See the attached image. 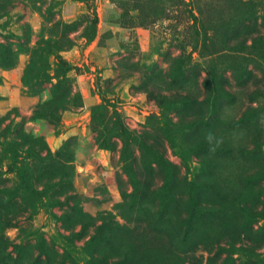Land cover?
<instances>
[{"label": "rangeland", "instance_id": "rangeland-1", "mask_svg": "<svg viewBox=\"0 0 264 264\" xmlns=\"http://www.w3.org/2000/svg\"><path fill=\"white\" fill-rule=\"evenodd\" d=\"M0 41V264H264V0H0Z\"/></svg>", "mask_w": 264, "mask_h": 264}, {"label": "trees", "instance_id": "trees-1", "mask_svg": "<svg viewBox=\"0 0 264 264\" xmlns=\"http://www.w3.org/2000/svg\"><path fill=\"white\" fill-rule=\"evenodd\" d=\"M97 19V16L95 17V20ZM97 21V20H96ZM60 23V20L58 21ZM85 34V33H84ZM83 34V35H84ZM86 36V34H85ZM94 36L93 35H90L88 38L91 39L92 37ZM73 43V41L70 42V45ZM0 45L1 46H4L5 47V54H9L7 56V59H3L4 61H7L5 63H3L4 65H12L14 64V60H15V55H16V52L15 50L13 49V46L12 45H9L5 42H1L0 41ZM66 47L65 43H61V41L58 39V38H46L43 40V42L41 44H39L34 50H33V55H37L39 56L40 59L44 58L45 55H47L48 53H52V54H56L57 50H61V49H64ZM58 51V52H59ZM58 58H59V61L61 63H63V65L65 66L64 62L66 63V60L61 56V55H58ZM67 64V63H66ZM33 67L31 68V70L34 71V62H32ZM25 82L28 84L29 80H28V75L25 76L24 78ZM97 109H104L105 108V104L104 103H101L99 104L97 107ZM34 147L33 149L37 150V147H35V145H31V147ZM12 149V152H13V156H14V153H15V149L12 145H10V147ZM27 148V147H26ZM40 153V152H39ZM41 155V154H40ZM53 161L51 162V165H54V163H58V167L55 168V173L58 174V176L60 177L58 180L55 181V183H58L60 181L63 180V178L65 177H70V173L66 171V169L64 168V162L60 159H52ZM18 162V161H17ZM19 167V171L21 173H25L24 169L22 168V166H18ZM51 167V166H50ZM136 178V177H135ZM137 180V179H136ZM32 187H35L33 184H31ZM5 245V244H4ZM10 246L11 243L9 242H6V246Z\"/></svg>", "mask_w": 264, "mask_h": 264}, {"label": "clouds", "instance_id": "clouds-1", "mask_svg": "<svg viewBox=\"0 0 264 264\" xmlns=\"http://www.w3.org/2000/svg\"><path fill=\"white\" fill-rule=\"evenodd\" d=\"M214 136L212 133H208V135L206 136V140L208 141L210 148L209 151L214 153L216 151V147H218L223 141L222 139H216V143L214 145L211 144V142L213 141Z\"/></svg>", "mask_w": 264, "mask_h": 264}]
</instances>
